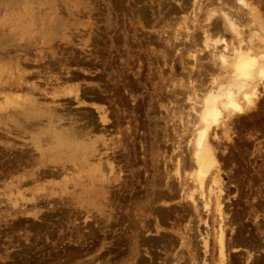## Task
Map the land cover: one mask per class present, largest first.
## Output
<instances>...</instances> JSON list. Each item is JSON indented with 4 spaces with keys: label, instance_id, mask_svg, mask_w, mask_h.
I'll use <instances>...</instances> for the list:
<instances>
[{
    "label": "rangeland",
    "instance_id": "1",
    "mask_svg": "<svg viewBox=\"0 0 264 264\" xmlns=\"http://www.w3.org/2000/svg\"><path fill=\"white\" fill-rule=\"evenodd\" d=\"M248 2L259 19L244 35L253 27L264 38V0ZM190 3L0 0V104L4 95L15 102L0 111V264L219 263L215 214L197 191L193 209V183L175 174L176 163L187 172L190 163L187 99L215 68L208 54L189 56L204 50L207 2L197 11ZM218 23L206 28L211 37ZM224 122L210 137L224 264H264L263 79L246 112Z\"/></svg>",
    "mask_w": 264,
    "mask_h": 264
},
{
    "label": "bare ground",
    "instance_id": "2",
    "mask_svg": "<svg viewBox=\"0 0 264 264\" xmlns=\"http://www.w3.org/2000/svg\"><path fill=\"white\" fill-rule=\"evenodd\" d=\"M190 1H191L190 4L193 8V11H195V10L197 11L196 8L201 9L200 8V6H201L200 1H202V0H190ZM203 1L207 2L205 4V10L203 13L205 16L204 21H205L206 25L204 26L205 28L202 29L203 31H202V35H201V38L203 40V41H201L202 42L201 44L203 45L202 49H204V50L203 51L202 50L201 51L196 50V51L192 52L191 55H189V54L188 55L190 56V58H192V60L195 63H197L198 62L197 58L199 57L197 54H199V53L200 54L204 53L206 55L208 54V56L210 57L209 61H210V63H212L211 65L215 66V68L213 67L214 73L211 75V79L209 80L207 87L204 90H202L201 92L198 90V92L200 93V94L198 93V95H197V90H194L196 93H193V94H195V95H193V97L194 96H196V97L193 99V98H191L192 97V95H191L190 99H187L188 101L192 102V103L190 102L191 104H189L191 106V108L189 107L190 108V114L186 116V118L189 116H192L191 118H189L186 121L187 124L189 125V127H188L189 130H188V134H187L189 140L187 141L186 145H188L189 149H190V163L187 167L188 172L184 168H180L179 163L175 164L176 165V170H175L176 172L175 171L174 172H175V174L178 175L179 174L178 171L183 170L184 176L182 177V175L180 174L181 175V176H179L180 182L182 180H185V181L190 180L191 184L193 183L191 189L190 188L188 189L189 191H188V194L186 195V197H187L186 199H188L190 201V203L193 205V207H194L193 209L198 211L197 210L198 203H196V200H195V197H196L195 194H196V195H198V197H200L197 199H198V201L200 200L199 202L203 208L204 213L215 214L214 215L215 220L213 219L214 220L213 222L215 224L213 226V236H214L216 250H217V258L216 259L218 261H216V262H219L218 264H224L225 256H226L225 255V242H224V238H225L224 226L225 225H224V221H223V211L224 210L222 207V199H221L223 189H222V185H221L222 182H220L221 180H220V176H219L220 164L218 162L215 151L212 147L210 137L213 136L212 138L216 139L217 138V135H216L217 128L223 127L224 125L226 126V123L224 122V120L228 119L230 116L232 117L234 115H241V114L245 113L246 110L249 108V106L252 104V98L255 95V93L257 92L258 83H259V81H261V79L264 80V38L257 31H255V29L253 27L250 28L249 31H247L248 35H246V36L244 35L245 33L243 32L242 27L245 24L251 25L254 27H255V23L258 24V21L256 22V20H255V18H256L255 15L256 16L258 15V13H257L258 11H256L255 8H253V6L251 5L250 2H248L249 0H232V1H230V4H227L229 2L226 3L225 0H203ZM255 11H256V14H255ZM215 19H218V22H219L218 24H220L221 30H219V31H217V33H215V34H217V36L211 37L209 35V30L207 31L206 28L210 27V25L212 23H214ZM257 19H259L258 16H257ZM260 22H262V21H260ZM194 24H196V23L194 22ZM260 25H261V23H260ZM259 27H261V26H259ZM193 29H191V30H193ZM186 30H187V27H186ZM260 30H261V28H260ZM215 31H216V29H215ZM210 34L212 35L213 33H210ZM227 35H229V37H231L230 40L226 39ZM176 40H179V38H177ZM211 70H212V68H211ZM43 81H45V80H43ZM47 83H49V82H47ZM184 87H183V89H184ZM16 88H18V87H16ZM6 89H8V88H6ZM24 90H25V88H24ZM74 92H73V94H75V95L73 97L75 99L76 98L78 99V94H76L78 92H75V93ZM34 93H37V92L35 91ZM34 93H33V95H34ZM65 94H67V93H65ZM51 101H53V100H51ZM3 102L4 103L0 104V111H5L7 109L8 105L11 106V105H14V103H15V102H13V100H10V98L8 96H5V95H4V101ZM26 102H28V105L32 108V110H42L41 106L39 107L37 105L38 101H36V99L29 98L26 100ZM16 103L18 105L19 102L16 101ZM43 109L47 110L49 114L51 113L50 112L51 110L49 109V107H45ZM54 110H56V109H54ZM100 121L103 123L104 126H106L109 124L110 120L107 117L102 116ZM33 123H36V122L33 121ZM67 123L69 124L68 121H67ZM56 128H57V126H56ZM58 128H60V127L58 126ZM184 129H186V128H184ZM32 131H33V129H32ZM226 134H224L225 137H226ZM26 135L28 136V134H26ZM19 138H21V137H19ZM100 143H103V142L101 141ZM104 144H106V142H104L103 145ZM43 146H44V144H43ZM105 147H108V146H105ZM5 151H6V149H5ZM97 151H99V150H97ZM95 152H93V153H95ZM103 153H105V152H103ZM87 154H88V152H87ZM99 154L100 153H98L97 157L99 156ZM94 155H95V157L93 156V157H91V159L98 161V159H100V158L96 157V153ZM33 159H34V157H33ZM35 160H36V157H35ZM31 163H33V162L31 161ZM34 163H35V161H34ZM69 163H71V162H69ZM75 163H77V162H75ZM52 164H54V163H52ZM71 165H68V166H71ZM60 166H62V165H60ZM98 166L99 165L93 166L94 171L98 169ZM109 166H110L109 168L112 169L111 163H109ZM75 167H76V165H75ZM76 169H78V168H76ZM82 169L80 168V170H82ZM64 171H66L65 168H64ZM98 172H100V171L99 170L97 172L95 171L96 176H98ZM35 173H34V175H35ZM61 174H62V172H61ZM38 178L39 177H37L36 179L39 180L40 178L39 179ZM99 178H101V177H99ZM3 179H5V178H3ZM36 179L34 178V180H36ZM185 181L183 183L181 182L183 184V186H185L184 183L185 184L187 183ZM196 191H197V193H195ZM198 209H199V207H198ZM195 210H193V211H195ZM196 211H195V213H196ZM197 214L200 215L199 212ZM200 237H202V236H200ZM202 241H203L204 246H207V243H208L207 235L203 236Z\"/></svg>",
    "mask_w": 264,
    "mask_h": 264
}]
</instances>
